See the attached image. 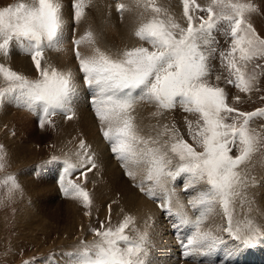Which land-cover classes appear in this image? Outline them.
Returning a JSON list of instances; mask_svg holds the SVG:
<instances>
[{
    "label": "rangeland",
    "instance_id": "obj_1",
    "mask_svg": "<svg viewBox=\"0 0 264 264\" xmlns=\"http://www.w3.org/2000/svg\"><path fill=\"white\" fill-rule=\"evenodd\" d=\"M53 3L54 7L52 6ZM68 3H71L68 4L71 7H68L69 15L60 14L62 5L60 7L57 0H48L46 6L48 5L50 9L53 8L57 12L55 16H52V25L54 23L57 28H60V25L63 24V21L66 19L65 16L74 19L73 36L77 40L81 34L76 33L75 30L78 29L77 25L79 22L83 21V11H81L83 4L81 0H69ZM8 6V4H5L0 9V14L3 13L5 16L8 13L6 12ZM133 6L136 9L134 8L131 11L132 13H119V15L123 14L124 16H119V18L117 16L116 21L109 19V13L107 15L103 14L100 17V24L102 26L98 27L100 30L98 31L99 37L93 36L92 38L96 40L101 38L102 40H100L103 43L114 48L115 54H118L121 52L120 50H124V42H119L122 40L119 24L121 21H123L121 24L127 22L128 19L124 21L125 18L135 20L139 24L138 27L140 29L142 27L143 36L135 37V33V35L130 36V42L128 40L125 42L127 47H129L126 53L121 54L127 58L125 66L133 72L135 70L139 71L142 65L146 64L148 67L150 66L149 68L152 70V73L157 76L159 88H167L170 94L168 97L162 98L160 94L147 90L145 92L147 103L144 102V112L139 113V115H144V118L142 116L139 117L140 125L132 128L121 127L111 131L112 133L124 134L128 138L134 139L132 152L127 142L124 139L120 140L119 148L116 149V154H118L116 156L117 162H114L108 153L106 154L110 159L108 157L105 159L108 158L107 160L112 162L118 170L117 179L113 177L108 178L106 174L103 176V169L100 164H96L93 169L89 170L88 177H91L92 180H98L99 184L104 180V184L106 185L105 180L111 179L110 185L106 186L107 191L104 194L108 193L106 196H109L113 192H118L117 183L121 181L125 187L132 188V190L135 188L139 194L144 192L141 195L152 203L158 198L159 202L162 203L159 205L163 209L165 208L167 212L173 213V210H177L178 214L173 216L177 219L175 222L178 225H181L179 223H182L184 220L180 218V215L184 218L191 217L187 221L190 223L191 220L197 218L194 220L196 222L191 223L194 228L192 235L189 234L185 238H180V242L185 247L184 250L202 253L204 256V253H218L216 248H219L223 252L228 251L227 253H230L229 256H234L236 253L251 255L258 252V246L256 247V245H259L261 252L257 254L264 261V229L255 226L259 217H261L260 221L264 220L262 218L264 214V209H262V207L264 208V205H262V198L264 197V0H134L131 7ZM14 12L16 13V11ZM14 12L10 11L9 13L14 15ZM58 12L60 13L58 14ZM133 13H135V17L131 15ZM19 15L17 14L14 17H18ZM1 16L3 15L1 14ZM68 18L69 22L70 19ZM58 19L62 20L59 21ZM118 19L122 20L118 22ZM35 20L36 18L33 23L36 24ZM58 22L59 24H57ZM64 25L65 23L61 27L66 26ZM68 26H66L67 30ZM113 27L114 29L111 32L110 28ZM32 32L36 33V31ZM2 37L3 34L0 32V39ZM148 38H152L154 42L150 43ZM117 39L118 41H115ZM9 42L10 39L2 45L3 48L1 47L0 50L4 51ZM113 43H116L117 46L113 45ZM92 47H90L89 53L83 50L82 53L84 54L81 51H79L78 55L76 54L75 58L80 61V65L84 68H91L94 65L109 64L104 59L101 60L96 57L93 52L96 45ZM120 47L123 48L121 49ZM8 48L10 49L5 50V52H8L3 54L4 58L12 57L11 59H13L16 57L25 59L30 63L32 69L34 68L33 71L36 69L33 72L34 75L30 74L27 77L30 83L40 82L43 78H47V72L38 67L41 63L39 65L37 63L34 66L32 62L34 58L29 57L26 59L12 45ZM11 48L14 50L13 52ZM42 49L39 48L41 53L45 52V54L42 53L43 56L41 55L40 57L46 62L43 68H46L48 64L49 67L57 64L60 67H58L59 70H62L63 66L60 65L61 62L57 61L56 57L61 55L57 53V49H54V45L52 47L45 46ZM15 51L17 55L19 54L22 57L19 55L18 57ZM46 54L50 56L56 54V56L55 58L47 59ZM84 55L85 58H83ZM0 56V58L3 57L2 55ZM65 57L64 61L71 63V57ZM115 58L111 62L113 64L111 66H119L118 62L121 66L119 58ZM156 65L157 68L155 69ZM71 72L72 74H70ZM105 72L109 75L96 73L95 76H92L90 81L92 87L88 91H85L84 100L87 108L84 110L92 116L91 118L89 115L93 126L92 133L89 125L81 121L80 114L76 109L77 104H80V94L77 97L74 92L71 101L74 112L72 111L73 114L68 118L66 116L68 112L65 111V108L60 103V99L58 97L50 99L45 92V88L50 81H47L46 86H39L44 87V94L37 89L33 90L29 87H24L25 90L21 88L19 96L22 100L26 101L27 96L24 93L38 91L41 97L43 96L47 101L56 105L54 106L56 108L54 114L56 115L55 117L52 116L55 119V123L47 114H39L37 107L33 109L31 114H24L18 111L17 105L12 103L14 97H9V89L14 84V81L18 80L17 77L27 75L19 73V71L16 74L13 73L0 60V105L6 103L5 109L9 110L8 116L16 120L14 121L15 126L0 120V264H57L60 260L64 259L62 257L63 254H68L70 257L72 255L76 258L73 259L71 257L73 261L68 264H83L78 260L83 254H88L89 258L91 257L90 260L95 258L99 260L102 258V254H107L106 256L113 259L118 260L121 258L118 261L122 264H163L159 253L160 245L159 248H156L155 252L154 247H157L155 243H159L157 234L160 232V228L162 232L166 230L163 224H168L169 218H172V215L166 216L162 210L156 208V205L155 209L158 215L151 217V224L138 225L141 227L140 229L135 221L126 222L121 218L113 219L111 208L110 210H106V214L104 215H98L97 212L90 208L88 214H86L87 218H89L84 221V226L82 228L77 227L70 233L67 230L68 234L66 233V228L69 229L68 226L64 227L60 222L58 226L50 228V231L47 233L45 229H42L41 232V229L36 228L34 230L33 228H29V225L26 226L25 222L21 220L20 213L24 212V204L27 201L26 196L30 185L31 187L36 186V188H41L42 193L47 191L46 193L48 194L44 193V196H40L44 200V203L48 202V195L52 196L51 199L54 198V200L52 199L53 201L59 203L67 198H72L70 196L75 195L78 191L82 192L81 180L74 178L75 175L79 176L81 173V171H76L78 164L82 160L85 161L83 166L89 165L91 161H97L98 163L99 159L91 154L94 150L91 149L92 147L90 148L92 145L87 141V138L92 137L93 134L99 140L93 119L96 120L100 116V107L114 109V112L121 109L123 107L122 104H124L121 101H124L122 97L125 88L129 85L132 87V84H137V82L129 84L123 79L118 78L126 76L111 68H105ZM48 73L50 75V70H48ZM84 73L86 75V71ZM152 73L147 75L153 76ZM66 74L72 80H75V71L69 70ZM50 79H52L51 76ZM70 86L71 83L69 82V84L65 83L62 87L61 94L64 98L65 96H69L72 89ZM152 87H154V84ZM144 88L145 85L142 80L139 85V92ZM15 101L18 102V100ZM132 101L134 100L132 99ZM180 102L184 105L180 104ZM153 104L159 108V113L157 109H151ZM20 112L22 113L21 115ZM74 114L78 115L73 117ZM13 115L14 117H12ZM23 117L27 119H22ZM17 119H20V122L23 123L22 125L25 126L20 127L21 124L19 125L20 122ZM98 122L99 126L107 124L104 120ZM110 123L113 125V121ZM144 123H146L145 128L147 127L149 130L143 128ZM17 124L19 128L16 134L17 131L14 128L18 127ZM28 124L31 125L33 131L30 130ZM77 125L79 126L77 127ZM9 126H11L10 129ZM69 126H71V129ZM21 129L23 131L20 133L19 130ZM101 129L106 131L104 128ZM64 131L70 134L76 143L83 140L85 143L83 146L86 147L83 153L84 156L79 162L77 160L70 161V167L64 176L67 182L74 188L70 191L68 189L71 186L68 187V184H63L60 179L62 173H56V164L59 163L66 166L68 158L70 159L73 155V151L66 154L68 151L61 150L67 146L66 144H60L62 145L60 147L54 142L56 136L58 139V135L60 137V134ZM23 133L26 135L24 134V136ZM39 133H42L41 135L46 134L50 137L51 141L48 138H42L41 141L45 143L39 142L37 140V135L40 137ZM19 135L22 138H26L22 139ZM7 137L12 141H6ZM16 137L18 141L14 139ZM19 138L21 139L19 140ZM24 140L27 143L30 140V149L33 152L30 153V158L27 156V158L25 157V159L20 160L19 163L15 160L14 164H12L13 161L9 155L10 149L15 151L20 150L21 146H23L21 143L25 142ZM149 142L155 143L158 150L155 149L154 151L149 147ZM8 144H11L10 146L12 147H8ZM101 144L106 152L104 144ZM130 152L132 154L131 160L128 167H126L127 154ZM21 154L26 155L25 151L24 153L22 151L19 155ZM151 155H154L155 161L159 163L160 174L161 171L163 173L168 172L167 177L163 175L162 184H157L154 176L150 173L155 165V162L148 157ZM17 157L15 155V158ZM116 163L124 167V169H119ZM140 164H143V167ZM63 167L60 169H63ZM139 168L144 172V177L138 176L140 173L138 171ZM52 170H55V174ZM21 171L22 173H20ZM68 171H71V173ZM128 172L129 175H127ZM124 173L127 175L126 178L124 177ZM41 179L43 181L38 183L40 184L38 185L37 181ZM189 180L190 183H187ZM30 181H35L36 184L34 185ZM53 181L55 186L53 185ZM58 184L61 186V191L58 190L59 187L57 188ZM132 184L139 186L132 187ZM48 186L52 187V190ZM63 186H67L68 189H64ZM170 186L173 187L168 191ZM141 189H143L142 192L139 191ZM178 189L181 191L182 196L185 193L187 198L191 200V203L187 204L190 205L189 209L186 206H178L179 203H184L181 194L176 192ZM33 208L34 210H38L39 207L35 204ZM259 209L263 210V212ZM174 217L173 219H175ZM263 220L260 222L261 224H264ZM131 223H133L132 226L130 225ZM249 223L250 227L248 230H245L241 225L244 224L246 226ZM185 227L188 228L189 224L185 225ZM222 228L226 231H222ZM137 232H140L138 233L139 236ZM132 236L135 237L133 238ZM129 237L133 241L129 240ZM135 238L136 241H134ZM218 240L220 242H217ZM259 240H262V242H259ZM127 241L129 242L127 243ZM126 243L130 247L122 251L125 248L123 245H126ZM148 244H154V247L148 246ZM214 244H219L223 248L217 245L212 247ZM103 251L107 253H101ZM121 251L123 253H120ZM182 254L183 256L188 255L192 257V253L186 252ZM145 256L147 259H145ZM194 256H197L198 261H189V263L210 264L206 262L207 260L200 259V255L195 254ZM182 259L181 257L180 262H183ZM192 260H194V257H192ZM262 261L261 263H264ZM94 264H97L96 260ZM222 264L232 263L226 261Z\"/></svg>",
    "mask_w": 264,
    "mask_h": 264
},
{
    "label": "bare ground",
    "instance_id": "obj_2",
    "mask_svg": "<svg viewBox=\"0 0 264 264\" xmlns=\"http://www.w3.org/2000/svg\"><path fill=\"white\" fill-rule=\"evenodd\" d=\"M48 0H0V9L1 8H3L4 7V5L6 4H8L9 6L7 7V9H6V7H5V9H6V12H8V13H6L5 11H4V9H3V11L6 13V14H11L12 15V13H9L10 11L11 12H14V11H16V13H17V11H18V17H16V18H18V20H17V22H16V25L14 26V30L15 31H23V30H25V29H27V28H30V29H32V28H34V27H37L36 28V30H34V31H36V33L39 35V37H41V38H43L44 40H45V42H40L39 43V45H38V48H40V49H42L43 47H45V46H47V47H52L53 45H54V49L56 50H58L57 51V53L59 54V55H61V56H56V54H54L53 56H50L51 55V53H50V55H47V59L48 58H55V56L57 57V61H59V62H62L63 60H65V56H67L66 54H68V52L70 51V48L68 47V45H67V42H68V35H67V27L66 26H68L69 25V22H68V20H67V18H68V16L66 17L65 16V21H63V24L65 23V27H61V26H63V24H61L60 25V28H57V27H55V25H54V23H53V25H52V16H55L56 14H57V12H55L54 11V9L52 8V9H50L49 7H48V5L46 6V2H47ZM52 1V0H51ZM58 2H59V4H60V7H61V5H62V9H61V13L60 12H58V14L60 13V14H62V15H69V11H68V7H70V6H68V4H71V3H68L69 2V0H57ZM133 1L134 0H81V3L83 4V7H82V10L81 11H83L82 12V14H83V21L80 23L79 22V24L77 25L78 26V29L77 30H75V32L76 33H78V34H81V36H80V38L78 37V39L76 40V48H75V51H76V54L78 55L79 54V51H81V53H82V51L84 50L85 52L87 51V53H89V51H90V47H92V46H94V45H96V47H94L95 48V51H93L94 53H95V56L96 57H98L99 59H106L107 60V62L111 65L112 63L111 62H113V60L114 59H116L115 57H118V54L116 55L115 54V50H114V48H112V47H110V46H108V45H106L105 43H103V41H101L102 39L101 38H99V40H96V39H93L92 37L94 36V37H99V35H98V31H100L99 30V28L102 26L100 23H101V19H100V17L104 14H106L107 15V13H109V19L110 20H115V19H117V16H118V18H119V16H124L123 14L122 15H119V13H128V14H130V13H132L131 11L135 8L136 9V7H131L132 6V3H133ZM136 1V0H135ZM50 2V1H49ZM53 2H56V1H53ZM50 4H52V3H50ZM58 4V3H57ZM74 5V4H73ZM53 7H54V3H53V5H52ZM59 7V6H58ZM73 7V6H72ZM16 8V9H15ZM55 8L57 9V7L55 6ZM71 8V7H70ZM86 9V10H85ZM72 10V9H71ZM58 11V10H57ZM79 12V11H78ZM15 13V12H14ZM14 14V15H12V16H17V14ZM1 14L3 15V16H1ZM0 14V16L1 17H5V16H11V15H6L5 14V16H4V14L3 13H1ZM127 15V14H126ZM131 15H133V17H135L134 15H135V13H133V14H131ZM76 16H78V15H76ZM128 16H130V15H128ZM42 17H44V18H46L47 19V22H46V24H45V21H41V23H43V24H45V26L43 27V28H38V26H37V24H35V23H33V21H34V19L36 18V20H35V22L36 23H38V21L40 20V19H42ZM79 18V17H78ZM125 18V17H124ZM68 19H70V18H68ZM76 19V18H75ZM126 19H128V21L127 22H124V23H122L121 24V22H123V21H119V20H117L118 22H120V34L122 35H119V36H121L122 37V40H120L119 42L121 43H123V44H125V42L128 40V42H130L131 40H130V36H132V35H135V33L136 34H138V32H139V30H141L139 27H138V23H136L135 22V20H131L132 18H125V20L124 21H126ZM135 19V18H134ZM59 21H61L60 19H58ZM80 20V19H79ZM56 21H57V19H56ZM116 21V20H115ZM114 21V22H115ZM77 22H78V20H77ZM76 22V23H77ZM107 23V22H106ZM57 24H59V22L57 23ZM68 24V25H67ZM104 24H105V22H104ZM117 24V23H116ZM116 24H114V25H116ZM118 25V26H119ZM54 26V27H53ZM57 26V25H56ZM23 27V28H22ZM59 27V26H58ZM69 27V26H68ZM99 27V28H98ZM19 28H21V29H19ZM98 29V30H97ZM113 29H114V27L113 28H110V30H111V32L113 31ZM117 29V30H118ZM65 30V31H64ZM118 30V31H119ZM115 31V30H114ZM110 32V33H111ZM101 33V32H100ZM99 33V34H100ZM115 33V32H114ZM117 33V32H116ZM103 34V33H102ZM82 35H85L84 37H82ZM87 35V36H86ZM88 35H89V37L91 36V38H89L88 37ZM104 35V34H103ZM103 35H102V37H103ZM116 35H118V34H116ZM114 36V35H113ZM143 36V35H142ZM141 36V37H142ZM112 37V36H111ZM7 38V36L3 39V41L2 42H4V40ZM77 38V37H76ZM118 38V37H117ZM132 38V37H131ZM93 39V40H92ZM98 39V38H97ZM101 39V40H100ZM105 39V38H104ZM108 39H109V37H108ZM113 39V38H112ZM95 40V41H94ZM106 40V39H105ZM105 40H104V42H105ZM130 40V41H129ZM107 41V40H106ZM115 41H118V39L117 40H115ZM127 42V43H128ZM109 43V42H108ZM44 44V45H43ZM110 44V43H109ZM115 44V46H117L116 45V43H113V45ZM119 44V43H118ZM111 46H112V44H111ZM121 46V45H120ZM10 47V46H9ZM3 48V47H2ZM13 48H17V50L18 51H24V56L23 57H26V59H28L29 57H31L32 58V55H39V56H43V54H45V52L42 54V53H39V54H37V51H38V49H37V45H36V43L35 42H32V41H29V40H24V41H20V42H18L17 44H16V47H13ZM97 48V49H96ZM121 49L123 48V47H120ZM129 48V47H128ZM7 49H10V48H7ZM118 49V48H117ZM11 50H12V48H11ZM10 50V51H11ZM43 50V49H42ZM92 50H93V47H92ZM14 50H12V52H13ZM44 51V50H43ZM47 51H49V50H47ZM121 51V50H120ZM8 51H6V52H4V54H6ZM56 52V51H55ZM129 52H130V50H129ZM15 53H16V51H15ZM80 53V54H81ZM126 53V52H125ZM82 54H84V53H82ZM92 54V53H91ZM123 54V53H122ZM15 55V54H14ZM16 55H17V53H16ZM19 55V54H18ZM17 55V56H18ZM3 56V55H2ZM6 56H8V55H6ZM5 56V57H6ZM10 56H12V55H10ZM20 56V55H19ZM18 56V57H19ZM89 56H90V54H89ZM122 57H123V55H121ZM1 57V56H0ZM14 57V56H13ZM20 57H22V56H20ZM12 58V57H11ZM11 58H4V56L2 57V58H0V60L3 62V64H5V65H7L8 67H9V69L13 72V73H17L18 71H19V73H22V74H25V75H34V71H33V69H32V66L30 65V63L27 61V60H25V59H21V58H16V57H14L13 59H11ZM83 58H85V55H84V57ZM93 58V57H92ZM35 59V58H34ZM70 59V58H69ZM94 59V58H93ZM96 59V58H95ZM68 60V59H67ZM90 60V59H89ZM119 60V59H118ZM30 61V60H29ZM82 61V60H81ZM33 62V61H32ZM58 62V63H59ZM65 62V61H64ZM93 62V61H92ZM97 62V61H96ZM95 62V63H96ZM98 62H99V60H98ZM130 62V61H129ZM45 61H44V65H45ZM49 63H50V61H49ZM53 63V62H52ZM116 63H117V61H116ZM115 63V64H116ZM121 63V62H120ZM55 64V63H54ZM54 64H52V65H54ZM84 64V63H83ZM98 64H100V63H98ZM102 64H103V62H102ZM52 65H50V66H52ZM57 65V64H56ZM92 65V64H91ZM113 65V64H112ZM118 65L120 66V64H119V62H118ZM146 65V64H145ZM94 66H96V65H94ZM93 66V67H94ZM45 67V66H44ZM59 67V66H58ZM150 67V66H149ZM52 68L53 67H49V64H48V66L46 65V68H43V69H46L47 71L48 70H50V76L52 77ZM60 68V67H59ZM63 69H65L64 68V66H63ZM62 71V70H61ZM33 73V74H32ZM44 73V72H43ZM66 73H67V71H66ZM87 73V72H86ZM37 74V73H36ZM70 74H72V72L70 73ZM68 75V74H67ZM146 76H150V77H146ZM70 77V76H69ZM106 77V76H105ZM73 78V77H72ZM53 79V78H52ZM74 80V79H73ZM49 81V80H48ZM154 82V76H152V75H145L144 77H143V84L145 85V88H148V87H152L153 86V83ZM132 84V83H131ZM129 85V84H128ZM133 86H134V84H132ZM41 86H46V85H41ZM130 86V85H129ZM132 86V87H133ZM161 87V86H160ZM144 88V89H145ZM22 89H24L25 90V88L23 87ZM143 89V90H144ZM37 90H39V91H41L42 92V94H44V92H43V90H44V87L42 88V87H39L38 86V88H37ZM142 90V91H143ZM21 91V90H20ZM45 92L47 93V95H48V97H50V99L52 98H54V97H57L56 96V94H54V89H53V87H52V83L50 82V83H48V85L46 86V88H45ZM25 94V96H27L28 97V95L30 94V93H24ZM5 95V94H4ZM6 96V95H5ZM41 96V95H40ZM43 97V96H42ZM47 97V98H48ZM21 99V98H20ZM43 99H44V102H45V104H47L48 105V113L49 114H51V116H54L55 117V115L56 114H54V112H56V108L54 107V106H56V105H54V104H52V103H50L49 101H47L44 97H43ZM56 99V98H55ZM57 100V99H56ZM119 100H120V98H119ZM124 100V99H123ZM24 102H26L25 100H22L21 99V103H24ZM57 102V101H56ZM120 102V101H119ZM124 103V101H121V103ZM120 103V104H121ZM147 103V102H146ZM186 103V102H185ZM6 103H4L3 105H0V106H2L1 108H0V120H2V121H5V122H8V124H12L13 126H15L14 125V121H16V120H14V119H12L10 116H8V114H9V110H6L5 109V107H6V105H5ZM119 104V105H120ZM58 105H59V103H58ZM122 105H124V104H122ZM15 106V105H14ZM73 106V105H72ZM146 106V105H145ZM150 108V107H149ZM77 111H78V113L80 114V119H81V121H83V122H85L86 124H88L89 125V127H90V129H91V131H92V133H93V126H92V123H91V118H90V116H89V114H88V112L86 111V110H84L83 108H81L80 107V104H77ZM154 109V108H153ZM151 111V110H150ZM14 112H16V111H14ZM13 112V113H14ZM18 112V111H17ZM144 112V111H143ZM158 112V111H157ZM5 113V114H4ZM59 113V112H58ZM145 113H146V111H145ZM149 113V112H148ZM18 114V113H17ZM22 113L20 112V115H21ZM27 114V113H26ZM29 114V113H28ZM14 115H15V113H14ZM14 115L12 116V117H14ZM91 115V114H90ZM146 115V114H145ZM18 116H19V114H18ZM143 117L144 115H135V114H128L125 118H121V119H114L113 120V125H111V127H112V130L111 131H114V130H116V129H118V128H121V127H129V128H132V127H134V126H139L140 124V119H139V117ZM157 116H159V115H157ZM20 117H22V116H20ZM25 117H26V115H25ZM15 118H17V117H15ZM31 118V117H30ZM65 118V117H64ZM144 118V117H143ZM22 119H27V118H22ZM66 119V118H65ZM19 122H20V119H17ZM29 120V119H28ZM55 120V119H54ZM60 120V119H59ZM58 120V121H59ZM142 120V119H141ZM22 121V120H21ZM149 121V120H148ZM60 122H61V120H60ZM16 123V122H15ZM18 123V122H17ZM26 123V122H25ZM24 123V124H25ZM64 123V122H63ZM70 123V122H69ZM68 123V124H69ZM91 123V124H90ZM147 123H149V122H147ZM21 124V125H20ZM23 123L22 122H20L19 123V125H20V127H22V126H25V125H22ZM31 124V123H30ZM60 124V123H59ZM62 124V123H61ZM74 124V123H73ZM82 124H84V123H82ZM145 125H144V127H143V125H142V127L143 128H145V126H146V123H144ZM19 125L17 124V126L18 127H16V128H14L16 131L18 130V128H19ZM80 125V124H79ZM79 125H77V127L79 126ZM150 125V124H149ZM148 125V126H149ZM28 126H29V128H30V130H32L31 129V125H29L28 124ZM60 126H62V125H60ZM86 126V125H85ZM10 127L11 126H9V129H10ZM33 127V126H32ZM150 127V126H149ZM13 128V127H12ZM28 128V127H27ZM69 128L71 129V126H69ZM74 128V127H73ZM142 128V130H144ZM147 128V127H146ZM145 128V129H146ZM7 129V128H6ZM35 129V128H34ZM61 129V128H60ZM75 129V128H74ZM68 130V129H67ZM78 130V129H77ZM85 130V129H84ZM141 130V129H140ZM141 130V131H142ZM146 130H149V128H147ZM151 130V129H150ZM23 130L21 129V130H19V132L21 133ZM33 131V130H32ZM35 131V130H34ZM70 131H72V130H70ZM74 131V130H73ZM129 131V130H128ZM36 132H37V130H36ZM35 132V133H36ZM76 132V131H75ZM88 132V131H87ZM146 132V131H145ZM144 132V133H145ZM152 132V131H151ZM14 133V132H13ZM18 133V131L16 132V134ZM19 133V134H20ZM33 133V132H32ZM58 133V132H57ZM77 133V132H76ZM130 133H131V131H130ZM136 133H138V132H136ZM148 133V132H147ZM25 133H23V135H24ZM40 134V137H39V135H37L38 137H39V139H38V137H37V140L39 141V142H44V141H41V139L43 138H48V139H50V137H48L46 134H43V135H41L42 133H39ZM138 134H140V133H138ZM13 135V134H12ZM26 135V134H25ZM24 135V136H25ZM61 136L59 137V135H58V139H57V136H56V139H54V142H55V144L57 145H59L60 147H62V145H60V144H66L67 146L66 147H64V149H61V150H65V151H68L67 150V148H69L72 144H74L75 143V141L73 140V137H71V135L70 134H68L67 132H62L61 134H60ZM130 135V134H129ZM137 135V134H136ZM156 135V134H155ZM19 136H21V135H19ZM32 136H34V135H32ZM78 136V135H77ZM84 136V135H83ZM144 136V135H143ZM149 136H151V135H149ZM154 136V135H153ZM28 137V136H27ZM36 137V136H35ZM89 137V136H88ZM21 138H22V136H21ZM21 138H19V140L21 139ZM23 138H26V137H23ZM22 138V139H23ZM28 138H30V137H28ZM32 138H34V137H32ZM133 138V137H132ZM14 139H17V137L16 138H14ZM31 139V138H30ZM69 139H71V140H69ZM82 139H84V138H82ZM148 139V138H147ZM10 139L7 137V139H6V141H9ZM27 140V139H26ZM26 140H24L25 142H22L21 144L23 145V146H21L22 148H20V150H18V151H15V150H13V149H10V157H11V160L13 161V163L12 164H14V161L16 160V162H18L19 163V161L20 160H23V158L25 159V157L27 158V156L29 157V155H30V153H32L33 152V150L32 149H30V140L28 141V143H27V141ZM77 140V139H76ZM10 141H12V140H10ZM17 141H18V139H17ZM22 141V140H21ZM31 141H34V140H31ZM50 141H51V139H50ZM87 141H88V143L89 144H91L92 146H90V148L91 149H93L92 151V155L94 156V157H98L99 159H98V163L97 164H100L101 166H102V169H103V176H104V174H106L107 175V177L109 178V177H113V178H116L117 179V172H118V170L116 169V167L114 166V164L112 163V162H110L109 160H107L109 157L106 155L107 154V151L105 152V149H104V147L102 146V144H101V142L99 141V140H97L96 138H95V136H94V134L92 135V137H89V138H87ZM146 141V140H145ZM149 141H150V139H149ZM152 141V140H151ZM52 142H53V139H52ZM32 143V142H31ZM45 143V142H44ZM16 144V143H15ZM18 144V143H17ZM9 145V144H8ZM11 145V144H10ZM8 146V147H12V146ZM32 145V144H31ZM148 145V144H147ZM65 146V145H64ZM18 148V147H17ZM46 148V147H45ZM86 147H84V146H82L81 147V153H84V150H86L85 149ZM15 149H16V147H15ZM19 149V148H18ZM142 149V148H141ZM59 150V149H58ZM88 150V149H87ZM23 151V153H24V151H25V156L24 155H19L21 152ZM51 151V150H50ZM43 152V151H42ZM87 152V151H86ZM90 152V151H89ZM88 153V152H87ZM90 154V153H89ZM150 154H151V152H150ZM15 155L16 156H18L17 158H15ZM62 156V155H61ZM84 156V155H83ZM82 156V157H83ZM154 155H151V156H148L149 158H151V160L152 161H154L155 162V165H154V167L151 169V171H150V173L152 174V176H154V179H155V182L157 183V184H162V179H163V175H165L166 177H167V174H168V172H162L161 171V174H160V166H159V163H158V161H155V157H153ZM72 157V156H71ZM106 157H108L107 159H105ZM30 158V157H29ZM84 159V158H83ZM110 159V158H109ZM71 160H76L75 158H73L72 157V159ZM29 161V160H28ZM25 162V161H24ZM91 162H93V161H91ZM83 163H85V161L84 160H82V161H80V163L78 164V166H77V169H76V171H81V173H80V175L78 176H76L75 175V177L74 178H76L77 180H81V182H82V188H83V190H82V192H80V191H78V193H76L75 195H71L70 197H72V198H67V199H65L64 201H60L59 203L58 202H55V201H53L54 200V198H52L51 199V197L52 196H49L48 195V202L47 203H44V200H42L41 198H40V196L41 195H43L44 196V193H46V192H44V193H42L41 192V188H36V186H33V187H31V185L29 186V190H28V192H27V201H25V204H24V212L23 213H20V216H21V220L23 221V222H25V225L26 226H28L29 225V228H33L34 230L37 228V229H41V232H42V229H45V231L48 233V231H50L49 229L50 228H52L53 226H58V224H59V222L61 223V225L62 226H64V227H66V226H68V228L69 229H67L66 228V233L68 234V232H67V230H69V233L73 230V229H76L77 227H83L84 226V221L86 220V219H88L87 218V215L86 214H88V212H89V210H90V208L93 210V211H95V212H97V214L98 215H104V214H106L105 213V211L106 210H110V208H111V212H112V215L111 216H113V219L114 218H121L122 220H124V221H126V222H129V221H135L137 224V226L139 225V226H144V225H146L147 223H150V220H151V217L153 216V215H158V213H157V211H156V209H155V203H152V202H150L149 200H147L144 196H142L141 194H143L144 192H142L143 191V189H141V194H139V192H137V190H135V188H134V190H132V188L131 189H129V188H127V187H125L123 184V182H121V181H119L118 183H117V186H118V188H119V190H118V192H113V193H111L109 196H106V195H104L105 193H106V191H107V187L106 186H108V185H110V183H111V179H106L105 180V183H107V185L106 184H104V180H103V182L101 183V184H99V181L98 180H92V178L90 177H88L89 176V169L88 170H85V169H87L88 167H89V165L88 164H86L85 166H83ZM24 164V163H23ZM22 165V164H21ZM20 165V166H21ZM141 165V164H140ZM143 165V164H142ZM141 165V166H142ZM17 167H19V166H17ZM131 167V166H130ZM140 167V166H139ZM143 167V166H142ZM20 168H22V167H20ZM20 168H18V169H20ZM26 168V167H25ZM97 168V167H96ZM84 169V170H83ZM100 169V168H99ZM146 169V168H145ZM21 170V169H20ZM23 170V169H22ZM24 170H26V169H24ZM136 170H138V169H136ZM72 171V170H71ZM71 171L69 172V173H71ZM140 173H139V175L138 176H141V177H144V172L142 171V169L141 168H139V170H138ZM137 171V172H138ZM134 172V171H133ZM132 172V173H133ZM20 173H22V171L20 172ZM121 173V172H120ZM68 174V173H67ZM91 174V173H90ZM26 175H27V173H26ZM44 175V174H43ZM59 175V174H58ZM93 175H95V174H93ZM61 176V175H60ZM73 176V175H72ZM169 177H170V175H168ZM172 176V175H171ZM24 177V176H23ZM136 177V176H135ZM140 177V178H141ZM19 178V177H18ZM104 178V177H103ZM123 178V177H122ZM28 179V178H27ZM40 179V178H39ZM136 179V178H135ZM143 179V178H142ZM29 180V179H28ZM75 180V179H74ZM121 180H123V179H121ZM144 180V179H143ZM43 181V179H41V180H38L37 181V184L38 183H41ZM124 181V180H123ZM32 184H36L35 183V181L33 182V181H30ZM80 182V183H81ZM127 182V181H126ZM25 183V182H24ZM76 183V182H75ZM195 183V182H194ZM44 184H46V183H44ZM43 184V185H44ZM48 184V183H47ZM38 185H40V184H38ZM42 185V186H43ZM263 186V185H262ZM26 187H28V186H26ZM49 188H50V186H48ZM48 188V189H49ZM81 188V189H82ZM47 189V188H46ZM51 190H52V187L50 188ZM45 190V189H44ZM78 190V189H77ZM76 190V191H77ZM259 192H262V191H259ZM42 193V194H41ZM53 193V192H52ZM192 193V192H191ZM46 194H48V193H46ZM45 194V195H46ZM261 194V193H260ZM211 195V194H210ZM263 195V194H262ZM81 197H83V198H81ZM259 197H260V195H259ZM81 198V199H80ZM264 198V197H263ZM262 198V205H264V199ZM210 199V198H209ZM259 201V200H258ZM55 203H57V204H55ZM259 203V202H258ZM35 204H37V207H39L38 208V210H34V208H33V206L35 205ZM259 204H261V203H259ZM51 205H53V206H51ZM89 205H90V207H89ZM260 206V205H259ZM259 208H261V207H259ZM262 209H264L263 207H262ZM159 210V209H158ZM259 210H261V209H259ZM259 210H258V212H259ZM23 211V210H22ZM262 212H263V210H261ZM94 212V213H95ZM187 212V211H186ZM261 212V213H262ZM214 213V212H213ZM91 214V213H90ZM181 214V213H180ZM179 214V215H180ZM211 214V213H210ZM260 214V213H259ZM263 214V213H262ZM188 215V214H187ZM212 215V214H211ZM214 215H216L215 213H214ZM213 215V216H214ZM256 215H258V214H256ZM180 216H182V215H180ZM260 216V215H259ZM259 216H257V217H259ZM183 217V216H182ZM209 217H210V215H209ZM256 217V216H255ZM189 218H191V217H188V219ZM261 217H259L258 219H257V225H255L256 227L258 226V227H260L261 229H264V224H261L260 222L263 220H259ZM262 218H264V214H263V217ZM185 219V218H184ZM206 219V218H205ZM211 219H213V218H211ZM210 219V220H211ZM215 219V218H214ZM186 220V219H185ZM90 221V220H89ZM152 221V220H151ZM213 221V220H212ZM218 221V220H217ZM221 221H222V219H221ZM192 222H196V221H194V220H191V223ZM263 222H264V220H263ZM190 223V222H189ZM132 224L133 223H131L130 225L132 226ZM151 224V223H150ZM61 225H60V227H61ZM127 225V224H126ZM135 225V224H134ZM135 225V226H136ZM216 225V224H215ZM138 226V227H139ZM222 226V225H221ZM220 227V226H219ZM252 227V226H251ZM254 227V226H253ZM136 228V227H135ZM141 227H139V229H140ZM213 228V227H212ZM214 228H216V227H214ZM226 228V227H225ZM138 229V228H137ZM137 229H136V231H137ZM205 229V228H204ZM218 229V228H217ZM223 229V228H222ZM222 229H220V230H222ZM229 229V228H228ZM63 230V229H62ZM133 230H135V229H133ZM151 230H153V229H151ZM203 230V229H202ZM216 230V229H215ZM219 230V231H220ZM31 231V230H30ZM142 232H143V230H141ZM158 231V230H157ZM208 231H209V229H208ZM214 231V230H213ZM218 231V230H217ZM222 231H226V230H222ZM134 232V231H133ZM141 232V233H142ZM203 232V231H202ZM205 232V231H204ZM263 232V231H262ZM36 233V232H35ZM138 233H140V232H137V234ZM144 233V232H143ZM209 233V232H208ZM220 233H222L221 231H220ZM254 233V232H253ZM136 234V233H135ZM134 234V235H135ZM223 234V233H222ZM258 234H261V233H258ZM143 235H145V234H143ZM143 235H142V237H143ZM211 235V234H210ZM221 235V234H220ZM138 236H139V234H138ZM141 236V235H140ZM262 236V235H261ZM133 237V236H132ZM135 237V236H134ZM133 237V238H134ZM146 237V236H145ZM260 237V236H259ZM264 237V236H263ZM141 238V237H140ZM261 238V237H260ZM143 239V238H142ZM157 239H159V245H160V251L162 252V253H160V255H161V260H162V263L163 264H192V263H189V261L188 262H180L181 261V257L183 256V254L182 253H177L176 252V246H175V244H174V241L172 240V238H171V234L168 232V229L166 228V230L164 231V232H162V229L160 228V232L157 234ZM146 240H147V238H146ZM154 240V239H153ZM253 240H254V238H253ZM255 240H256V238H255ZM133 241V240H132ZM145 241V240H144ZM217 242H220V240H218ZM255 242V241H254ZM259 242H262V240H259ZM137 243H138V241H137ZM140 244H141V242H140ZM144 244H146L145 242H144ZM148 246H150L149 244H148ZM186 246V245H185ZM193 246V245H192ZM195 246V245H194ZM258 246V247H257ZM147 247V246H146ZM170 247V248H169ZM256 247L258 248V252L257 253H259V252H261V249H260V246L259 245H256ZM140 248V247H139ZM188 248V247H187ZM186 248V249H187ZM196 248V247H195ZM132 249V248H131ZM146 249V248H145ZM134 250H136V249H134ZM147 250V249H146ZM112 251V250H111ZM140 251V250H139ZM139 251H138V253H139ZM130 252H131V250H130ZM133 252H135V251H133ZM141 252V251H140ZM145 252V251H144ZM155 252V251H154ZM125 253H126V251H125ZM137 253V252H136ZM146 253H148V252H146ZM101 254V253H100ZM132 254H134V253H132ZM107 255V254H106ZM106 255H104V254H102V258L101 259H92V260H90V258H89V256H88V254H83L81 257H80V259H78L79 261H81L83 264H94V261L96 260V262H97V264H122L121 262H119L118 260H120L121 258H119L118 260L117 259H113L112 257H109V256H106ZM111 255V254H110ZM114 255V254H113ZM121 255V254H120ZM140 255H141V253H140ZM139 255V256H140ZM147 255V254H146ZM75 256V255H74ZM137 256H138V254H137ZM142 256V255H141ZM144 256V255H143ZM61 257V256H60ZM64 259L63 260H60L57 264H68L69 262H72L73 261V259H76V258H74L72 255H71V257L73 258H71L68 254H63V256H62ZM93 257V256H92ZM126 257H127V254H126ZM146 257V256H145ZM157 257V256H156ZM150 258H152V257H150ZM183 258V257H182ZM200 259H204L203 257H199ZM140 259V258H139ZM139 259H137V260H139ZM145 259H147V257L145 258ZM196 261H193V262H197L198 261V258H197V256H195V258H194ZM126 260V259H125ZM191 260H192V257H191ZM127 261V260H126ZM262 261V260H261ZM262 262H264V261H262ZM138 263H140V262H138ZM145 263H146V261H145ZM125 264V263H124ZM142 264V263H141ZM144 264V263H143ZM262 264H264V263H262Z\"/></svg>",
    "mask_w": 264,
    "mask_h": 264
}]
</instances>
